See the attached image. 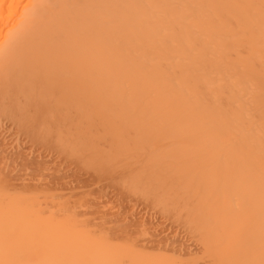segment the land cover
<instances>
[{
    "label": "bare ground",
    "instance_id": "6f19581e",
    "mask_svg": "<svg viewBox=\"0 0 264 264\" xmlns=\"http://www.w3.org/2000/svg\"><path fill=\"white\" fill-rule=\"evenodd\" d=\"M0 264H264V0H0Z\"/></svg>",
    "mask_w": 264,
    "mask_h": 264
},
{
    "label": "rangeland",
    "instance_id": "374dc122",
    "mask_svg": "<svg viewBox=\"0 0 264 264\" xmlns=\"http://www.w3.org/2000/svg\"><path fill=\"white\" fill-rule=\"evenodd\" d=\"M63 160H61L58 164H60L58 167L55 165L54 167L57 169V168H59V170H60V172H62V173H64V171L65 172H67L68 173V175L66 176V177H64V179H62V180H57L56 178V180L55 179H53V181L54 182H67L66 181V179L68 180V182H67V187H68V185H69V189H67V190H62V192H65L66 193V198H68V200L69 201H73V200H78L77 198H79V199H85L86 198V200L88 201L87 203H86V205L87 206H110V207H113L111 210H115V212L119 215V217H118V215H116V217L115 218H117V219H119L120 217H122V216H124V212H125V215L126 214H129V212L132 210V218H133V221H136V219H138V217H140V216H138V215H142V211H144V209L140 206V205H142V206H146V205H144L145 204V201L143 200V202L141 201V200H139V201H137V202H134V201H136L137 199H139L137 196V198L134 196L135 194H132V195H130L131 193H129V192H125L126 194L127 193H129L128 195H124L123 196V194H125L124 193V190H121V188L119 187V185L117 184L119 181H120V179H122V177H121V175H123V174H120V172H117V171H113V172H110L109 171V173L106 171V173H104L105 171H103V172H101V174H100V172H98L97 170L95 171V169L94 168H91V166H89V167H83V166H81L77 161H75V160H73V162H75V163H73L72 162V159L71 160H68L67 158L65 159V158H62ZM67 161V162H65V161ZM69 162V163H68ZM77 162V163H76ZM66 164L65 166H64V164ZM57 164V165H58ZM63 164V165H62ZM62 165V166H61ZM75 167L76 166V168H69V167ZM77 167H79L78 169H77ZM56 169L55 170H53V172L54 171H56ZM64 169V170H63ZM66 169H69V170H67L66 171ZM71 169V170H70ZM75 169H77V170H75ZM93 170V172L92 171H90V170ZM74 170V171H73ZM82 170H85V173H83V171ZM86 170H88L87 172H86ZM58 170L55 172V174H58V173H60ZM70 172V173H69ZM118 174H117V173ZM73 173H75L76 175H74ZM102 173H104V174H102ZM108 173V174H107ZM116 173V174H115ZM61 174V173H60ZM70 174H72V175H70ZM80 174V175H79ZM85 174H87V177H85L86 175ZM94 174H96V175H94ZM99 174V175H98ZM114 174V175H113ZM89 175V176H88ZM94 176L95 178H93L92 176ZM102 175V176H101ZM107 175H111V176H108L107 177ZM117 175V176H116ZM69 176V177H68ZM80 176V177H79ZM97 176V177H96ZM73 177V178H72ZM76 177V178H75ZM79 177V179H77ZM101 177V178H100ZM110 177H111V179H110ZM113 177V178H112ZM120 177V178H119ZM72 178V179H71ZM80 178H82L81 180H80ZM84 178V179H83ZM108 178V179H107ZM61 179V178H60ZM70 179H71V181H70ZM90 179V180H89ZM100 179H101V181H100ZM80 182H79V181ZM93 180H95V181H93ZM118 180V181H117ZM99 181V182H98ZM84 183V184H82V183ZM90 182V183H89ZM104 182H107L108 183V185L105 183L104 184ZM81 183V184H80ZM87 183V184H86ZM89 183V184H88ZM102 183V184H101ZM72 186H71V185ZM77 184V185H76ZM99 184V185H98ZM78 185H83V187H80L79 186V188H77L78 187ZM104 185H105V187H104ZM116 187H115V186ZM87 186V187H86ZM94 186V187H93ZM99 186V187H98ZM101 186V187H100ZM109 186V187H108ZM72 187V188H71ZM74 187V188H73ZM92 187V188H91ZM107 187V188H106ZM118 187V188H117ZM95 188H97V189H95ZM103 188V189H102ZM115 188H117V189H115ZM76 189V190H75ZM82 190V192H80L81 190ZM84 189H87V190H85L84 191ZM90 189V190H89ZM92 189H93V191H92ZM96 190V191H95ZM98 190V191H97ZM108 190V191H107ZM120 190V191H119ZM77 191V192H76ZM92 191V192H91ZM100 191V192H99ZM107 191V192H106ZM123 192V193H122ZM68 193V194H67ZM72 193V194H71ZM79 193V194H78ZM81 193H83V194H81ZM86 193V194H85ZM88 193V194H87ZM101 193H104V194H106V195H104V194H101ZM113 193V194H112ZM70 194H71V196H70ZM82 195V196H81ZM95 195V196H94ZM120 195V196H119ZM121 195H122V197H121ZM68 196V197H67ZM85 196V197H84ZM91 198V200H90V198ZM109 196V199L107 198ZM118 196V197H117ZM130 198H129V197ZM70 197V198H69ZM114 197V198H113ZM120 197V198H119ZM126 197H128V198H126ZM135 198L134 200H132L133 198ZM64 198V197H63ZM65 198V199H66ZM89 200H88V199ZM104 198V199H103ZM126 198V199H125ZM94 199V200H93ZM103 199V200H102ZM128 199V200H127ZM67 200V199H66ZM93 200V201H92ZM95 200H97V202L95 201ZM100 200H102V201H100ZM105 200H107L106 202H105ZM112 200V201H111ZM115 200H117V201H115ZM127 200V201H126ZM131 202H130V201ZM90 201V202H89ZM119 201V202H118ZM124 201H126V202H124ZM92 202V203H91ZM130 202V203H129ZM96 203V204H95ZM97 203H101V204H97ZM121 203V204H120ZM144 203V204H143ZM147 203V202H146ZM90 204V205H89ZM124 204V205H123ZM127 206H126V205ZM128 205L129 206H132V208H131V210H129L128 209ZM137 205V206H136ZM147 205H148V203H147ZM150 205V204H149ZM121 206H122V208L124 207V206H126L125 208H123V209H121ZM122 210H120V209ZM118 209V210H117ZM133 209H135V210H133ZM143 209V210H142ZM124 211V212H123ZM136 211H138V215H137V213H136ZM140 211V212H139ZM128 212V213H127ZM151 212V211H150ZM135 213V214H134ZM122 214V215H121ZM148 216H150V220H153V221H150L151 222V224L150 225H156L157 224V222L158 221H160L161 219L159 218L158 219V217H154L153 216V214H148V213H146ZM110 215H114V214H110ZM134 215H136V216H134ZM91 216V215H90ZM92 216H93V214H92ZM91 216V217H92ZM128 216V215H127ZM153 216V217H152ZM113 217V216H112ZM128 218V219H127ZM136 218V219H135ZM152 218V219H151ZM154 218H155V220H154ZM127 220V221H126ZM126 221V222H125ZM129 221H131V219L129 218V217H126V219H124V220H122V222H121V220H118L117 222H115L114 221V224H115V226H119V224H120V228L123 230L124 228V230L123 231H128V234H131V236L133 235H135L134 234V230L136 231V229L138 228L137 226H135L134 224H135V222L133 223V221H131V223L129 222ZM123 222H125V223H127L126 225L128 226L129 225V228L130 229H128V227L127 226H125L124 225V223ZM161 222V221H160ZM158 222V225H156V226H154L155 227V229L157 230V231H159L158 230V228H160V227H163V229H165V231L163 230L159 235H163V234H165L166 232H168V234H166V235H171V234H175L177 237H181V236H183V233L182 232H178V231H175V229H176V227L174 226H170L169 227V225H168V221L166 222L165 221V223L164 222ZM117 223H118V225H117ZM156 223V224H155ZM122 224H123V226H125V227H123L122 226ZM130 224L132 225V226H130ZM159 224H161V225H159ZM167 224V226H165ZM134 226V227H133ZM127 227V228H126ZM132 228V229H131ZM170 228H172V229H170ZM168 229V230H167ZM133 232H132V231ZM172 231V230H174V231H172L171 233L169 232V231ZM133 233V234H132ZM179 233V234H178ZM148 234V233H147ZM181 235V236H180Z\"/></svg>",
    "mask_w": 264,
    "mask_h": 264
}]
</instances>
